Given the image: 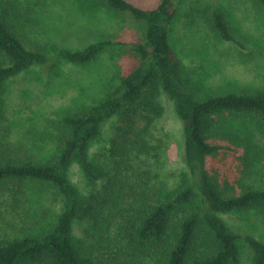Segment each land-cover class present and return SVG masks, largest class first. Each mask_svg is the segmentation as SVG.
Here are the masks:
<instances>
[{"label": "trees", "instance_id": "trees-1", "mask_svg": "<svg viewBox=\"0 0 264 264\" xmlns=\"http://www.w3.org/2000/svg\"><path fill=\"white\" fill-rule=\"evenodd\" d=\"M95 1L143 23L141 38L131 42L107 38L81 50L59 48L49 55L23 44L17 31L25 19L23 8L16 0H0V134L5 85L29 68L61 62L85 66L112 48L125 49L138 60L97 103L61 118L54 150L47 157L17 151L3 142L5 136L0 138L1 194L17 206L26 184L36 182L63 200L47 233L0 236V264H239V240L250 248L252 264H264V243L227 226L219 216L264 209V188L228 183L207 168V159L224 149L217 143L222 119L248 116L264 127V91L195 100L168 41L179 0H161L155 9L127 0ZM258 1L264 8V0ZM212 24L222 40L237 43L225 14L214 12ZM160 90L172 100L181 121L188 170L172 189L154 186L150 172L135 165L149 149L153 121L163 113ZM112 118L116 124L109 141L110 160L103 168L92 164L87 152ZM75 158L91 183H101L99 191L83 200L67 179L68 165ZM83 219L96 233L91 245L72 232L74 222Z\"/></svg>", "mask_w": 264, "mask_h": 264}, {"label": "rangeland", "instance_id": "rangeland-1", "mask_svg": "<svg viewBox=\"0 0 264 264\" xmlns=\"http://www.w3.org/2000/svg\"><path fill=\"white\" fill-rule=\"evenodd\" d=\"M127 1L142 9H155L161 2ZM15 3L25 15L17 25L23 44L49 55L59 48L81 50L107 38L136 41L143 32V23L129 13L115 12L95 0ZM217 11L225 14L237 43L222 40L213 28L212 14ZM168 41L178 58L183 82L195 100L226 92L264 91V8L258 0H179ZM137 63L131 52L112 48L85 66L61 62L29 68L5 85L0 138L5 136L3 142L17 151L39 159L47 157L54 150L61 118L97 103ZM159 103L163 113L153 121L149 149L138 156L135 165L150 172L154 186L172 189L188 175L182 124L163 90ZM115 124V118L104 123L100 136L91 142L87 155L92 164L104 168L109 162ZM218 132L217 143L224 149L207 159V168L228 183L264 188V127L248 116L226 117L220 121ZM67 179L80 200L100 190L101 183H91L76 158L68 165ZM62 207V197L41 183L26 184L17 206L0 193V236L45 234L54 226ZM219 216L227 226L264 243V209ZM72 232L86 245L96 239L86 219L75 221ZM237 247L239 264H252L248 245L239 240Z\"/></svg>", "mask_w": 264, "mask_h": 264}]
</instances>
